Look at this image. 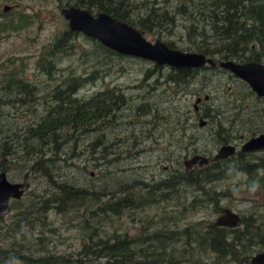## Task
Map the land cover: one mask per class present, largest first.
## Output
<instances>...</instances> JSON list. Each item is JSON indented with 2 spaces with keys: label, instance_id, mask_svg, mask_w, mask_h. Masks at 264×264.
Segmentation results:
<instances>
[{
  "label": "trees",
  "instance_id": "16d2710c",
  "mask_svg": "<svg viewBox=\"0 0 264 264\" xmlns=\"http://www.w3.org/2000/svg\"><path fill=\"white\" fill-rule=\"evenodd\" d=\"M56 1L60 11L73 6L96 14L105 13L137 28L145 36H155V33L160 34L168 28L171 30L175 27V21L181 19L186 25L182 32L189 43L187 51L203 54L216 63L233 61L264 64V0H183L178 6H169L170 8L156 7V3L148 7L146 3H135V0ZM3 16L12 18L6 23H0V34L21 33L32 23V18L25 14L14 17L12 10ZM78 37H82L90 46L93 45L89 50L85 48L82 55L94 56V59L97 58L94 62L101 64L103 57L106 60H110L112 56L122 57L96 40L64 28L39 51L35 61V69L40 75L51 80H63L61 84L55 85L47 98L42 99V104H37L41 100L36 98L39 88L20 75L18 68L13 67L10 69L11 73L1 75L2 96L5 97L12 91L16 93L17 100L10 101L21 106L41 105V109H30L32 116L25 127L1 133L0 172L8 173L15 167L23 172L33 161L30 168H33L34 174L40 171L55 191L54 194L50 192L47 198L32 197L34 203L36 200L37 203L41 202L39 207L33 203L25 209L24 205L10 207L14 211L23 209L20 214L22 226L15 227L22 239L33 238L42 244L47 237L43 233L51 226L45 221L48 214L71 212L74 217L70 225L79 232L80 249L76 253L65 255L55 254L44 248L39 251L26 249L23 251L25 255H21L20 246L19 253L12 251L13 249L0 250V264H251L250 260L255 252L264 253V152L247 156L237 153L231 161H211L202 169L185 170L184 165L182 167L178 163L180 167L170 170L157 183L135 179L129 183L118 182L112 190L106 186L98 187V191H95L66 181L61 182V177H53L50 169L56 165V161L62 160L61 163H65L59 156V147L76 142L87 134H99L105 121L110 119L111 112L118 108L115 103L121 98L113 96L115 90L97 93L87 100L79 98L76 95L81 86L77 80L81 79L72 74H56L61 71L59 65L62 57L69 55ZM165 44L170 49L177 50L174 42L165 41ZM167 68L164 84H172L177 89L189 84L203 70L222 72L230 80L235 78L218 67L193 70ZM153 69L162 71L165 67L153 64ZM249 94L255 98L251 91ZM0 104L11 103L0 101ZM146 113H150V110ZM217 114V110L206 108L195 119L197 122L200 119L214 121ZM220 122H215V141L220 146L241 138L249 139L257 133L262 134L259 129L248 130L246 135H243V130L234 132L236 134L229 133L227 128H222ZM96 143L99 147L102 146L98 141L91 142L89 146L92 152L96 149ZM50 144L51 150L48 147ZM99 151V159L102 161L113 155L107 152V148ZM197 153L199 152L194 151L193 154ZM205 156L210 159L209 155ZM212 157L214 158V153ZM107 163L113 164L109 161ZM238 175L242 176L247 190L261 191L263 198L262 203H257L247 214L241 216L238 228H219L211 220L190 222L184 227L178 225L186 220L188 214L193 215L202 209L209 208L210 213L217 216L223 209H228L221 206L222 199L228 195L224 191H216L213 185ZM170 207L174 211L168 212ZM151 209L159 210L158 217L155 215L153 218H144V223L135 220L143 229L158 227L150 234L146 232L128 237L117 232L102 231L103 227L99 223L102 217L112 223L121 220L127 213H142ZM18 216L19 214L17 218ZM33 223L42 225L24 229L25 225L32 227ZM51 229L53 232L54 228ZM35 232L39 234L33 235Z\"/></svg>",
  "mask_w": 264,
  "mask_h": 264
},
{
  "label": "rangeland",
  "instance_id": "374dc122",
  "mask_svg": "<svg viewBox=\"0 0 264 264\" xmlns=\"http://www.w3.org/2000/svg\"><path fill=\"white\" fill-rule=\"evenodd\" d=\"M182 2L183 0H135V3H146L148 7L156 3L155 6L161 8L178 6ZM6 5L12 7L14 17L25 14L32 18L30 20L32 23L21 33L0 34V76L11 73L10 69L13 67L18 68L21 71L18 72L20 75L25 76L29 83L39 88L36 98L41 100L37 104H42V99L47 98L55 85L61 84L63 80L59 78L51 80L40 75L35 69V61L39 51L47 46L56 34L68 28V24L61 16L56 0H13L12 2L0 0L1 9ZM4 14L6 13H2L1 10L0 23H6L12 18V16H3ZM185 26L183 20L177 19L175 27L171 30L168 28L160 34L155 33V36H144L152 43L156 40L164 43L172 41L177 46V50L190 52L187 51L189 43L182 32ZM73 45L74 48L69 55L62 57L59 65L61 71L56 74L60 76L72 74L77 79H81L77 80L81 86L76 95L79 98L87 100L97 93L113 90L116 91L113 96H121V98L115 103L118 108L111 112L110 119L105 121L99 134H87L76 142L72 141L59 147L61 150L59 156L65 160V163H61L62 160L56 161L50 173L53 177H61V182L66 181L95 191H98V187L106 186L112 190L118 182L129 183L135 179L153 184L165 178L169 171L178 167L179 164L183 167L182 163L192 156L194 151H198L197 155L201 156L215 153V150L210 151L220 146L215 141L217 129L215 122L218 120L221 121L222 128H227L229 133L236 134L237 131L243 130V135H246L251 129H259L260 133H264V99L259 100L251 96L250 88L239 79L230 80L222 72L203 70L199 71L189 84L177 89L172 84H164L163 80L168 69L166 66L164 70L157 71L153 69V63L126 56L121 58L112 56L110 60L103 57L104 61L100 64L94 62L97 59H94V56L82 55V51L85 48L87 50L92 48V44L90 46L82 37H78ZM144 76L146 79L143 81ZM1 81L0 77V101H9L11 104H0V140L3 137L1 133L5 131L7 133L8 130L14 131L15 128L25 127L29 123L32 116L30 109H39V111L41 109V105L21 106L10 101L17 100L16 93L12 91L5 97L2 96ZM205 96H209V100L201 102L200 113L210 108L217 110L219 114L216 120L208 119V124L204 128H199L193 106L197 98ZM147 110H150V113L147 114ZM259 135L257 133L256 136ZM94 141L100 142L102 146L99 147L96 143V149L92 152L89 144ZM234 142L241 144L240 139ZM193 143H195L194 147ZM48 147L49 150L52 149L51 144ZM103 148H107V152L113 154L105 157V161L99 159L101 155L99 150L102 151ZM116 159L118 160L115 161ZM108 161L113 164L107 163ZM33 163L31 161L23 172L19 168L15 169L16 167L11 169L7 173L8 179L11 182L20 181ZM242 180V176L238 175L213 185L216 191H224L228 195L221 201L222 208L231 209L240 216L247 214L257 203L263 202L262 192L247 190ZM29 184L30 187L25 196L17 204H12L13 208L24 205L25 209L33 204L39 207L41 202L37 203L36 200L34 203L35 200L32 197L47 198L50 192L53 194L55 192L40 171L33 175ZM158 211L151 209L142 213H127V216L112 223L102 217L99 223L103 227L102 231L117 232L128 237L139 236L146 232L150 234L158 227L151 226L149 230L143 229L142 225L135 220L144 223V218H153L155 215L158 217ZM171 211L174 209L170 207L168 212ZM22 212L23 209L16 211L8 209L0 220V250L13 249L12 251L18 252V248L22 246L20 253L18 252L21 255H25L23 251L26 249L39 251L44 248L59 255L79 251V232L70 225L74 214L71 212L61 215L49 213L45 221L51 226L43 233L47 237L41 244L33 238L22 239L17 233L15 227L22 226L20 219ZM17 214H19L18 218ZM217 217L210 213L209 208L202 209L193 215L188 214L186 220L179 222L178 225L184 227L190 222L215 221ZM33 225L37 228L42 224L33 223L32 227L25 225L24 229L33 228ZM51 228H54L53 232ZM256 254L259 252H255L254 255Z\"/></svg>",
  "mask_w": 264,
  "mask_h": 264
},
{
  "label": "water",
  "instance_id": "95a60500",
  "mask_svg": "<svg viewBox=\"0 0 264 264\" xmlns=\"http://www.w3.org/2000/svg\"><path fill=\"white\" fill-rule=\"evenodd\" d=\"M2 13L12 10L11 6H3ZM61 16L67 22L71 32L81 33L85 37L91 38L102 44L107 49L126 57L140 59L153 63L157 66H166L173 69H203L220 68L232 73L237 79L244 82L257 97H264V64L257 62L237 63L233 61L216 62L207 58L203 54L195 52H183L170 49L161 40L149 42L144 33L137 28L119 21L105 13L94 14L91 10L68 7L60 11ZM206 101L208 97L204 98ZM201 102L197 99L195 107ZM204 120H200V125H204ZM264 150V134L249 140L240 150L242 153L258 152ZM235 153L232 146L221 147L214 161L218 162L231 157ZM209 159L205 156L194 155L184 161V166L188 169L192 166L204 168L208 166ZM32 169L28 171L22 182L13 183L8 180L6 172H0V217L5 214L11 201L20 200L29 189V179L32 177ZM241 222L239 213L229 209H223L215 219L214 225L228 229H236ZM251 264H264V253L254 255Z\"/></svg>",
  "mask_w": 264,
  "mask_h": 264
},
{
  "label": "flooded vegetation",
  "instance_id": "af4514ba",
  "mask_svg": "<svg viewBox=\"0 0 264 264\" xmlns=\"http://www.w3.org/2000/svg\"><path fill=\"white\" fill-rule=\"evenodd\" d=\"M0 11H1V10H0ZM216 64H217V63H216ZM144 80H145V79H143V81H144ZM143 81H142V82H143ZM250 91H251V90H250ZM251 92H252V91H251ZM252 93H253V92H252ZM253 94H254V93H253ZM254 96H255L256 98H258V99H259V98H260V99H264V97H257L256 94H254ZM207 97H208V99H207V101H208V100H209V96H207ZM204 98H205V97H204ZM204 98H197V99H201V102H202V101H206ZM197 99H196V100H197ZM201 102H200L196 107H195V105H194L195 116L200 114L199 105L201 104ZM195 103H196V101H195ZM200 120H201V119H200ZM200 120H198V126H199V128H204V127L207 125V122L204 121V122H205L204 125L201 126V125H200ZM262 134H264V133H262ZM251 138H252V137H251ZM251 138H249V139H245V140L241 138V139H240V143H241V145H242V144H245V143H246L248 140H250ZM230 144H231V145H234L236 149H239L240 146H241V145L235 144V142L230 143ZM217 150H218V149H217ZM217 150H215V151H217ZM261 152H264V150L261 151ZM256 154H257V153H255V155H256ZM209 156H210V160H209V163H210L211 161H214V159H212V158H213V157H212V153H211ZM234 158H235V156H231V157H229V158H227V159H223V160H220V161H218V162H222V161L227 162V161H231V160H233ZM214 162H215V161H214ZM208 165H209V164H208ZM31 169H32V172H33V175H34L33 168H30L28 171H30ZM28 171H27V172H28ZM27 172H26V173H27ZM26 173H25V174H26ZM25 174H24V175H25ZM24 175L22 176V179H21L20 181H17L16 183L22 182V181H23V178H24ZM33 175H32V177H33ZM32 177H31V178H32ZM31 178L29 179V182H30ZM8 180H9V179H8ZM9 181H10V180H9ZM13 183H15V182H13ZM27 191H28V190H27ZM27 191H26V192H27ZM26 192H25V194H26ZM25 194H24V195H25ZM24 195H23V197H24ZM23 197H22V198H23ZM22 198H21V199H22ZM21 199H20V200H21ZM20 200L11 201L10 204H9V208H8V209H10V207L12 206V204L17 203V202H19ZM3 216H4V214H3L1 217H3Z\"/></svg>",
  "mask_w": 264,
  "mask_h": 264
},
{
  "label": "bare ground",
  "instance_id": "6f19581e",
  "mask_svg": "<svg viewBox=\"0 0 264 264\" xmlns=\"http://www.w3.org/2000/svg\"><path fill=\"white\" fill-rule=\"evenodd\" d=\"M179 51H180V50H179ZM207 58H208V57H207ZM223 62H227V61H223ZM222 70H223V69H222ZM223 71H226V70H223ZM227 72H229V71H227ZM229 73H230V72H229ZM230 74H232V73H230ZM232 75H233V74H232ZM233 76H234V75H233ZM235 78H236V77H235ZM236 79H237V78H236ZM205 97H206V96H205ZM193 108H194V106H193ZM256 137H257V136H256ZM254 138H255V137H254ZM252 139H253V138H252ZM250 140H251V139H250ZM246 143H247V142H246ZM246 143H245V144H246ZM245 144H242V145L240 144L241 146H240L239 149H236L234 145H231L232 147L235 148V153H234L232 156H235L237 153H241V155H246V156H247V155H253V154H255V153H257V154L261 153V151H258V152H255V151H254V152H249V153H242L240 150L242 149V147H243ZM222 147H224V146H222ZM216 153H217V152L215 151L214 156L216 155ZM194 155H197V154H193L192 156L188 157L187 160L190 159L191 157H193ZM209 160H210V159H209ZM183 165H184V163H183ZM190 168H195V169H196V168H199V166H192V167H190ZM190 168L187 169V168L184 166V169H185V170H189ZM29 187H30V185H29ZM229 210H231V209H229ZM219 215H220V214H219ZM219 215H218V216H219ZM216 227H217V226H216ZM219 228H224V227H219ZM227 229H228V228H227Z\"/></svg>",
  "mask_w": 264,
  "mask_h": 264
}]
</instances>
